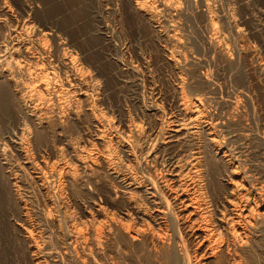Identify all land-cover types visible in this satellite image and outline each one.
<instances>
[{
    "label": "bare ground",
    "instance_id": "1",
    "mask_svg": "<svg viewBox=\"0 0 264 264\" xmlns=\"http://www.w3.org/2000/svg\"><path fill=\"white\" fill-rule=\"evenodd\" d=\"M156 1L133 3L140 15L152 21L157 16ZM158 1L166 11L183 9L179 0ZM14 3L22 12L27 8L25 0ZM13 5L11 0H0V32L7 28ZM208 12V28L213 29L208 43L219 50L220 41L213 36L214 17L210 9ZM229 14L232 23L234 16ZM21 21L16 22L17 26L12 24L15 28L9 24L13 28L9 37L0 36V115H7V121L12 124L8 123L12 128L3 132L18 156L13 159L3 137L4 145L0 142L2 261L9 260L5 247L13 236L24 248L20 251H25L28 259L23 260L29 264H94L97 260L91 259L107 244L108 234L117 236L120 243L146 250L157 264H264V161L256 164L260 170L254 172L248 153L232 145L250 127L239 99L227 102L224 112L209 110L211 100L216 101V96L210 99L212 82L196 69L184 70L189 58L171 54L167 61L177 69L172 83L174 106L166 107L163 99L152 98L146 113L150 122L128 114H123V118L116 116L115 120V115L99 107L96 101L99 85L96 86L86 65L76 60L73 51H67L61 40L55 38L59 52L55 58L57 64L53 63L52 49L44 36L30 34L28 23ZM165 26V39L179 43L174 23ZM237 31L241 34L242 30ZM222 53L230 58L228 52ZM83 115L89 120L90 128L85 136L76 137L77 130L70 132ZM251 137L253 140L257 136ZM260 138L263 148L260 153L264 155V136ZM98 191L108 204L120 200L118 209L115 204L117 215L96 198ZM87 196L91 198L90 204L85 201L88 205L81 200ZM71 200L84 205L82 209L88 216L85 220L81 221L80 215L78 219L77 211L73 213L75 210L70 209ZM31 204H36V209L32 210ZM33 213L40 226L32 222ZM20 262L17 259L15 264Z\"/></svg>",
    "mask_w": 264,
    "mask_h": 264
},
{
    "label": "rangeland",
    "instance_id": "2",
    "mask_svg": "<svg viewBox=\"0 0 264 264\" xmlns=\"http://www.w3.org/2000/svg\"><path fill=\"white\" fill-rule=\"evenodd\" d=\"M11 2L14 4L12 8L14 13L12 11L13 15L10 16L11 18L7 19V21H9L7 22V28H3L5 30H1V38L3 39L5 36L9 37L8 35H10V31L13 29L12 27L18 24L16 22H19L23 19L21 22L25 23L22 24L26 25L28 23V26H30V34L39 33L44 36L43 38H45L47 41L48 48H50V50L52 49L51 56L53 55L52 59L53 63L55 64H57L55 60L57 55L56 53L59 52L58 46L56 44L58 40H61L60 42H62V45L66 46L67 49L64 46L63 47L71 53L73 51L72 54L75 56L78 62L81 61V65H86L85 69H87L89 74L93 77V80L96 82V86L99 85L100 87H98V97L96 100L99 107L103 110L106 109L105 111L106 113L108 112L109 115H115V120L118 118H123V114H128L134 119L144 118L142 120L145 123L148 122V120L150 122V116H148L146 113L148 112L147 105L150 103L152 98L153 100L157 99L159 101L163 99L161 101L164 102L162 103L166 105V107H173L172 86L175 82L174 77L177 69L167 60L171 54H181L184 55L186 59L189 58L188 60L190 61H187V64H189H185L187 68L184 70L196 69V71L203 73V75H205L210 80V82H212L211 87L214 89L212 94L210 93V99L216 96V101L215 98L212 99L213 101L211 100L210 104H208L209 110L213 112H224L226 111V105H228V103L230 104L239 99L240 108L243 111L245 110V113H247L246 118L249 117L248 122L250 127L248 130L243 131V133H241L243 137L241 136V139L237 142H232V145L236 147L238 146L240 149H243L246 151V153H248L249 165H254L256 167H251L253 168L254 172L260 170V168H258L259 165L256 164H260V162L264 161V155L260 153L263 152V148L262 146L260 147L261 142H259V139L261 140L260 136H264V0H179V6L183 7L180 12H178L179 10L172 12L166 11L163 8V5L157 0V5L155 4L157 16H155V20H152L154 23L149 21L143 15H140L142 13L136 10L134 4L135 0H25L28 9L26 8L24 12H22L19 8V10H17V5L14 3L15 0H11ZM209 2L211 4H209ZM28 4H30V6H28ZM206 4L209 5L207 6ZM132 5L135 9H133ZM207 7L208 9H206ZM209 9L214 17V22L216 25V34L214 33L213 36L217 37L221 44L219 50L218 48H212L208 43V35L213 33V29L211 30V28H208V21H206L208 18L206 14L210 13L208 12ZM229 13L233 14L234 16L235 21L232 23L229 22ZM171 22L175 25L174 29L176 28L179 30H176V33L178 34L176 35L180 42H182H179L180 44L175 41L172 42V40L167 41L165 39V35L167 33V26L165 25ZM162 23H164V25ZM9 24L12 27H10ZM7 29L8 32H6ZM237 29H240V31L242 30L241 34L238 33ZM163 33H165V35ZM240 35L243 36L241 37ZM210 47L214 50H212ZM222 47L223 49L220 50ZM221 51H226V53L228 52L227 54H229L230 58L228 55L223 56L224 54ZM227 59H229V62L232 60L233 64H229ZM197 60L198 62H196ZM189 65H192V67ZM186 75L189 77V74ZM222 104L225 106L221 107ZM249 109H251V113ZM1 115L0 119L2 118L3 121H1L2 124L0 123V126H2V132H0V136L2 134L3 136H1L2 140H0V142H2L4 145L5 142L3 141L6 140V145L4 146L9 148L6 150L11 151L13 154L8 155H12L13 159H17L15 157L18 156H16V152L12 147L10 138L8 137L7 133L3 132V130L6 132V130L11 129L12 127L10 125L12 124L11 122L7 121V115ZM86 121L87 123H85ZM88 121L89 120L86 119V116L83 115L81 117L80 123L78 125L72 126L73 128L71 127L73 130H70V133L72 134L73 131L75 133L77 130V133H75L76 135L73 134V136L75 135L76 137H82V134L85 136L89 131L88 129L90 128ZM5 122L7 125H5ZM81 122H84L83 127ZM80 127L84 131H81ZM78 129L80 131H78ZM80 132H84L85 134ZM244 132L247 133L244 135ZM252 134L253 136L251 137ZM3 137H6L5 140H3ZM250 137L252 139L253 137H256V139L254 138L251 140ZM55 141L57 142L58 138L55 139ZM2 143L0 144L2 145ZM237 143L238 145H236ZM57 144H59V141ZM244 148H246V150ZM13 170H16V167H13ZM98 193L99 195H96V198L108 205L106 207L110 208V211L115 210L114 212L117 215V209L121 204L120 200L116 199L117 201L115 200L114 203L112 202L113 205L111 203L108 204L103 198L104 196H101L100 193L102 192L98 191ZM87 197H81L83 204H86V202L89 200L91 201V198ZM72 201L73 200L69 202L70 209L72 211L75 210L73 213H76L77 211V215H75L78 217V219L82 218L81 221L85 220L88 216H86V212H84L82 209L84 205L80 203V201L79 204L77 203V205L74 201ZM88 203L86 205H88ZM115 204L117 209L115 208ZM31 205L33 206H30L32 210L36 209V204ZM112 206L114 208H112ZM78 211L80 212L78 213ZM82 213L85 214L83 215ZM78 215H80L81 218H79ZM31 219L32 222L35 223V226H40L39 221H37V216L34 215V213L32 214ZM38 228L40 230V227ZM40 234L44 235V232L41 231ZM107 235L105 236L106 238L104 237L106 239L105 242L107 241V244H105L101 250V252L104 253H96L91 259L92 261L97 260L96 263L94 262V264H104L103 262H106L104 260H108L114 264H157L153 263L151 258L152 256L146 250L140 251L138 247L120 243L119 241L121 240H118V237L115 235H111L112 237L108 235L111 238H109ZM107 238H109V240ZM13 239L14 237L12 236L11 240L8 242L9 246H7V248L5 247V249H8L7 251L5 250L6 254L3 253L6 255V257L8 256V262L4 260L2 261V256L0 257V261H2V263L5 262L4 264H9L10 262H12L11 264H15L17 259H21L20 263L23 264L26 261L23 259H28V256L24 255L26 254L25 251H20V249H24L22 245ZM3 241L4 238L0 240V253H2L1 249H4ZM11 242H13L12 247ZM113 242L115 244H113ZM117 245L119 247H117ZM136 248L137 251L134 252ZM100 254L102 255L100 256ZM18 256H21L22 258H17ZM13 258L15 262H13ZM15 258L17 259L15 260ZM97 258L100 259L98 260ZM2 263L0 262V264ZM24 264L29 263L26 261Z\"/></svg>",
    "mask_w": 264,
    "mask_h": 264
}]
</instances>
